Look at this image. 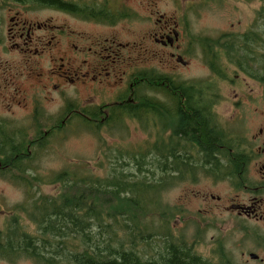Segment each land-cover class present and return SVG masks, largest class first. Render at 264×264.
I'll return each instance as SVG.
<instances>
[{
    "label": "flooded vegetation",
    "instance_id": "obj_1",
    "mask_svg": "<svg viewBox=\"0 0 264 264\" xmlns=\"http://www.w3.org/2000/svg\"><path fill=\"white\" fill-rule=\"evenodd\" d=\"M12 1L13 5L4 8L8 22L6 34L0 29V46L7 55L17 52L23 56L29 68L20 73L28 84L17 79L14 60L0 52L5 82L0 84V97L10 108L24 109L26 116L19 121L0 118V144L12 150L21 169L35 171L38 149L50 140L80 134L104 140L105 147L115 150L116 155L129 152L140 156L149 150L155 156H193L198 150L209 153L211 158L202 159L204 164L195 175L188 167L187 179L194 181L202 174L213 185L226 182L228 188L215 193L204 185L202 190L192 191L196 210L185 206L175 218L190 222L197 234L191 241L172 234L169 241L175 245L183 238L196 250L204 232L237 231L236 222L243 220L241 230L256 235L264 244L256 228L245 222L264 227V104L260 103L264 98V51L258 50L264 47V29L256 30L258 24L252 23L235 33V24H230L217 36L195 35L191 16L197 0ZM201 1L207 5L214 0ZM40 8L57 10L60 19L55 22L29 14ZM138 16L149 27L135 33L126 30V22ZM193 55L199 56L204 66V73L195 79L184 72L192 65ZM246 78L254 82L258 92L262 86L263 92L254 95V88L242 89L248 84ZM192 82L200 83V101L191 99ZM221 83L232 89L235 112L220 113L225 102ZM145 89L152 95L144 94ZM257 96L258 104L252 103ZM192 107L200 111L201 124L210 131L209 144L191 141ZM251 112L258 113L255 123L249 120ZM148 127V138L132 140ZM8 139L12 143L4 142ZM127 161L120 168L137 169L132 159ZM163 190L156 197L161 198ZM212 240L214 251L220 247L228 251L222 237ZM135 241L146 258L167 255L164 243L149 244L144 253L140 250L142 227Z\"/></svg>",
    "mask_w": 264,
    "mask_h": 264
},
{
    "label": "trees",
    "instance_id": "obj_2",
    "mask_svg": "<svg viewBox=\"0 0 264 264\" xmlns=\"http://www.w3.org/2000/svg\"><path fill=\"white\" fill-rule=\"evenodd\" d=\"M45 2L57 4L56 0ZM199 85L192 82L193 101L201 99ZM193 107L191 141L201 146L209 144L210 131L201 124L200 111ZM4 142L12 143L9 139ZM194 154L155 156L149 150L137 156L120 152L106 156L107 163L114 164L111 170H103L104 162H99L100 175L67 166L42 177L21 169L12 150L0 144V174L26 189L25 199L14 205L0 224V258L11 262L30 258L37 264H237L221 247L212 257H205L183 238L173 245L169 228L140 226L148 218L169 221L182 213L163 205L156 195L173 181L186 180L189 166L195 175L204 164L202 159L211 158V154L199 150ZM128 159H132L137 172L120 168ZM43 183L54 185V193L43 192ZM26 223L33 224L35 231L28 232ZM141 227L143 242L149 245V240L157 239L168 248L167 255L146 258L141 254L135 241Z\"/></svg>",
    "mask_w": 264,
    "mask_h": 264
},
{
    "label": "rangeland",
    "instance_id": "obj_3",
    "mask_svg": "<svg viewBox=\"0 0 264 264\" xmlns=\"http://www.w3.org/2000/svg\"><path fill=\"white\" fill-rule=\"evenodd\" d=\"M12 0H0V29L3 28L4 34H6V24L8 22V16L5 11V7L9 5H13ZM194 11L191 16V31L195 35H208V36H217L219 33H222L224 29L228 28L230 24H235L234 32L239 33L244 29H247L252 23L258 24L255 29L262 31L264 25V0H251L250 3L243 2L242 0H228L223 3L222 0H214L210 1L209 4H204L203 1L197 0L193 3ZM15 9L19 10L18 5L14 6ZM22 12H25V8H21ZM145 13V12H144ZM29 14L37 15L39 18H52L53 21L57 22L59 18V13L57 10L52 8H40L34 12ZM130 23V24H129ZM148 26L146 21H143L141 17H137L136 19L130 20V22H126L125 29L132 33L141 31ZM149 27V26H148ZM136 39V38H135ZM259 52L264 51L263 46H259ZM0 52L3 57H8L9 59H13L15 63V67L13 72L15 71L17 74V79L21 83H26L25 76L21 75V71L26 72L29 68L25 62L22 60V55L19 53H14L13 55L5 54L4 49L0 46ZM199 56H192L193 63L192 65L184 70L186 76L191 77H199L200 74L204 73V66L202 63L200 64L198 60ZM248 84L245 83L242 89H246L247 91L250 88H254V95H258L263 92V87L260 86V92L257 91V87L254 85V82L246 78ZM0 84L4 85L1 71H0ZM221 87L223 89L224 95V103L220 107V113H226L227 110L235 112V107L232 108L233 105L232 100L233 92L232 89L226 88L225 83H221ZM241 87V86H240ZM144 94L152 95V92L149 90H144ZM228 100V101H227ZM251 101V99L249 98ZM252 103L258 104L259 97H253ZM249 104L251 107L254 104ZM260 103L264 104V98L260 100ZM245 105V104H241ZM239 106V107H241ZM264 106V105H263ZM238 107V108H239ZM243 108V107H241ZM264 108V107H263ZM24 109L13 106L8 107V105L2 102L0 97V118L10 119L14 117L15 121L23 120L25 117ZM258 117V113H250L249 120L252 119L253 123H255V118ZM248 120V121H249ZM252 123V124H253ZM151 127H148L146 131H142V133L134 135L132 140L141 139L144 141L148 138V133H150ZM111 143L112 140L108 139ZM141 147V146H140ZM112 152V156L116 154L115 150L111 149V151L105 147L104 140H99L97 138H93L89 134H80L75 137L61 138V139H52L49 141L48 145L43 149H38L36 160L33 162L36 170L32 171L38 176L47 177L55 172L62 171L67 166H71L75 170L89 169L94 170L95 174H99L102 172L101 167L99 166V162H104L103 170H111L113 166H110L106 160V154L110 155ZM106 153V154H105ZM150 169H153V166H148ZM107 168V169H105ZM128 170V169H127ZM131 172H137V169L132 168L129 169ZM160 173V172H159ZM160 175V174H159ZM156 173V177H159ZM204 185H209L212 187L215 193H218L222 187L228 188V183L221 182V185H213L211 181H206L205 177L202 174H199L196 180H183L174 183L173 185L167 187L163 190L161 194V198L164 201V204H169V206L174 207L176 211H179L185 206H189L192 211H195L197 207V201L190 198V193L197 190H202ZM42 191L46 193H54L55 186L51 184L43 183ZM26 197V189L24 186L15 183L11 178L7 176H3L0 174V224L4 222L5 215L11 212V209L14 205L22 202ZM193 202H190L189 200ZM190 212V211H189ZM193 215L196 212H190ZM185 215L183 214L182 217ZM180 218H172L171 220H161L159 217L148 218L143 222L140 226L148 225L149 227L155 228L156 230L164 226V229H170L169 231L173 235H182L187 238L188 241L193 240L194 235L197 234V229L190 222L182 223ZM243 220H239L236 222L237 231L226 230L225 232H219L217 229H210L209 231L204 232L203 242L202 244L196 247V252L202 254L205 257H209L214 251L215 243H213L212 237L218 238L222 237L224 240V245L228 252H230L232 258L237 264H264V244L262 241L257 239V236L241 230L239 227V223ZM247 222L246 225H250L258 231L261 237H264V227L261 224H257L254 222ZM242 225V224H241ZM240 225V226H241ZM26 230L30 232L35 231V226L31 223H26ZM240 229H239V228ZM150 239V238H149ZM150 243L157 245L160 243L157 239L149 240ZM151 248H149L150 250ZM140 250L144 253L148 251V245L142 241V245ZM257 253L260 258L259 259H251L250 253ZM145 254V253H144ZM0 264H10L5 260L0 259ZM15 264H37L34 260L30 258H23L16 262Z\"/></svg>",
    "mask_w": 264,
    "mask_h": 264
},
{
    "label": "water",
    "instance_id": "obj_4",
    "mask_svg": "<svg viewBox=\"0 0 264 264\" xmlns=\"http://www.w3.org/2000/svg\"><path fill=\"white\" fill-rule=\"evenodd\" d=\"M250 257L253 259H257L259 257V255L256 253H250Z\"/></svg>",
    "mask_w": 264,
    "mask_h": 264
}]
</instances>
